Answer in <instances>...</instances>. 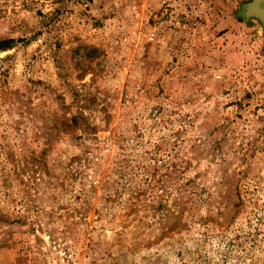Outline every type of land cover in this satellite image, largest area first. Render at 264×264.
<instances>
[{"label":"rangeland","instance_id":"rangeland-1","mask_svg":"<svg viewBox=\"0 0 264 264\" xmlns=\"http://www.w3.org/2000/svg\"><path fill=\"white\" fill-rule=\"evenodd\" d=\"M249 1L0 0V264H264Z\"/></svg>","mask_w":264,"mask_h":264},{"label":"water","instance_id":"water-1","mask_svg":"<svg viewBox=\"0 0 264 264\" xmlns=\"http://www.w3.org/2000/svg\"><path fill=\"white\" fill-rule=\"evenodd\" d=\"M257 5L264 9V0H251L245 5L244 15L247 17H255L264 24V13L257 9ZM255 7V8H254Z\"/></svg>","mask_w":264,"mask_h":264},{"label":"bare ground","instance_id":"bare-ground-1","mask_svg":"<svg viewBox=\"0 0 264 264\" xmlns=\"http://www.w3.org/2000/svg\"><path fill=\"white\" fill-rule=\"evenodd\" d=\"M254 8H255V7H254ZM257 9H258L260 12L264 13V9H261L259 5H257Z\"/></svg>","mask_w":264,"mask_h":264}]
</instances>
